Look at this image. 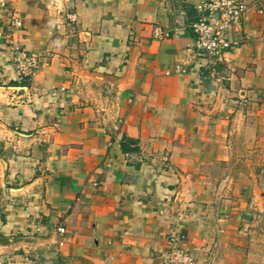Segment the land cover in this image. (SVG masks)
Returning a JSON list of instances; mask_svg holds the SVG:
<instances>
[{
    "label": "crops",
    "instance_id": "obj_1",
    "mask_svg": "<svg viewBox=\"0 0 264 264\" xmlns=\"http://www.w3.org/2000/svg\"><path fill=\"white\" fill-rule=\"evenodd\" d=\"M197 1L0 0V264H264V0L223 61Z\"/></svg>",
    "mask_w": 264,
    "mask_h": 264
},
{
    "label": "built area",
    "instance_id": "obj_2",
    "mask_svg": "<svg viewBox=\"0 0 264 264\" xmlns=\"http://www.w3.org/2000/svg\"><path fill=\"white\" fill-rule=\"evenodd\" d=\"M196 7L199 18L192 23L196 34V54L204 57L206 54L215 56L218 60H227V52L239 43L231 35L241 24L249 9L247 0H198ZM21 25V21H18ZM158 36L164 33L157 30ZM14 60L22 79L30 77L39 66V56L20 47L15 49ZM184 70V69H182ZM65 232L64 227H60ZM170 248L165 253L164 264H198L197 260L179 244L178 237L171 234Z\"/></svg>",
    "mask_w": 264,
    "mask_h": 264
}]
</instances>
